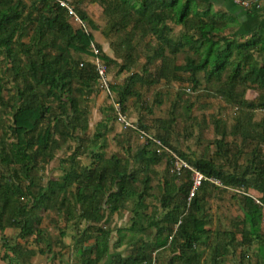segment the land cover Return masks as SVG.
<instances>
[{"label": "trees", "instance_id": "1", "mask_svg": "<svg viewBox=\"0 0 264 264\" xmlns=\"http://www.w3.org/2000/svg\"><path fill=\"white\" fill-rule=\"evenodd\" d=\"M93 1L102 8L106 24L103 34L110 41L115 57L121 60L118 71L128 74L143 59L138 72H131L121 84L112 83L111 86L128 118L132 115H127L129 98L139 97L137 103L140 105H135L138 114H134L139 127L147 130L140 123L146 115L152 114L153 105L160 104L158 97L152 104L141 100L139 88L144 87L148 92L151 87L162 83H188L190 87L185 91L181 89L183 93L187 89L193 94L200 90L201 98L221 100L245 116L243 121L237 117L238 122L235 120L227 128L226 121L220 119L222 116L210 115L214 134L210 143L215 146L210 157L207 154L197 156L195 152L188 154L171 144L168 126L173 127L178 121L173 111L170 118L149 123L150 128L160 126L163 129L165 133L157 137L179 158L204 177L217 179L222 185L218 187L204 181L188 207L191 180L187 170L183 172L179 185L174 183L178 180L175 176L168 177L164 185L158 186V195L150 193L153 188L149 170L163 160H169L165 152L157 155L153 144H143L124 160L116 156L105 158L97 150L98 134L91 141L92 147L82 150L85 141L79 134L88 129L86 106L97 89L94 65L88 59L90 42L94 41L92 31L98 27L80 5ZM70 2L89 32L78 27L56 0H0V64L3 61L9 63L15 88L11 119L9 122L0 120V230L13 224L20 229V237L29 236L36 229L34 220L54 208L57 211L65 208L69 221H72L71 209L78 207V219L95 223L103 219L106 207L112 213L133 203L134 222L130 228L133 239L139 230H145L139 226L138 219L147 207L146 199L154 198L163 211L159 218L154 212L147 225L156 229V247H138L117 264H151L148 252L157 247L164 248L170 235L168 244L177 253L169 264H201L199 247L211 244L215 245L214 264H220L217 258L234 247L236 234L240 236L236 245L241 249V264L248 254L252 256L251 263L264 264V208L254 200L257 198L264 206V41L238 45L219 36L223 23L208 11L196 10V0ZM172 25L182 26L177 40L173 37ZM97 46L110 72L116 62ZM178 53H183L184 63L175 66ZM3 86L0 77V104L3 102ZM248 89L258 93L253 101L245 99ZM179 91L172 107L185 103L186 106L182 104L183 108H180L185 110L183 114L187 118L192 114L196 120L194 113L201 112L205 105L200 100L193 103H187L188 99L182 101ZM110 109L115 120L111 105ZM256 112H263L259 121L253 119ZM202 121L207 123L208 118L203 117ZM230 135L235 141L240 139L239 144L236 142L235 157L245 155L249 165L225 171L224 165H218L217 160L226 158L229 152L226 139ZM71 142L76 145L70 155L59 161L62 176L41 182L39 174L44 169L41 164L54 160L57 152ZM86 151L91 158L90 164L77 165L79 152L84 154ZM244 151L247 153L243 154ZM135 163L139 168L133 167ZM140 172L144 176L139 179ZM209 185L222 192L240 191L237 193L241 196L237 197L242 218L232 224L235 232L229 230L220 234L205 229L204 199ZM250 191L257 196L249 194ZM66 194L75 198L74 204L64 199ZM61 196L63 198L59 201ZM164 232L168 235L161 238ZM109 234L108 230L99 231L93 263L100 261L106 252ZM221 240L223 244L219 242ZM3 246L13 250L5 240ZM219 248L223 252L217 251Z\"/></svg>", "mask_w": 264, "mask_h": 264}, {"label": "crops", "instance_id": "2", "mask_svg": "<svg viewBox=\"0 0 264 264\" xmlns=\"http://www.w3.org/2000/svg\"><path fill=\"white\" fill-rule=\"evenodd\" d=\"M68 3L71 0H65ZM241 1H253V0H241ZM259 1L260 6H251L250 8H245L241 6L240 4H237L234 2V0H196V10L198 11H208L210 15L215 16L218 18L220 22L223 23L221 28V31L218 33L219 36H225L227 39L232 40L235 44L242 45L246 42H254V43H262L264 41V9H263V3L264 0H255ZM81 9L86 12V14L89 16V18L97 25L98 30L92 31L93 39L94 41L101 47L102 51L105 53V55L115 60L116 64L115 67V75L116 77L123 76L124 79L130 74L131 72H138L140 70L141 65L144 63L143 59L142 61L132 67L130 69V72L127 74L126 72H119L118 67L121 63L120 59H117L115 57V51L113 47L110 45V41H108L107 38H105L103 34L104 27H99L98 24H100V19L98 18L99 13L102 14V8L97 5L96 1L91 3H83L80 5ZM100 20V21H99ZM174 29V39H178L182 32V26H175L172 25ZM257 47H260V44H256ZM257 48H255L256 50ZM235 54V53H234ZM233 54V56H234ZM258 56V55H257ZM183 59L184 55L183 53L176 54V60L174 65L180 66L183 65ZM90 60V58H89ZM141 60V59H140ZM153 70V69H152ZM110 80L112 83L121 84L120 82H113L111 73L109 72ZM179 85V86H178ZM183 85H186L187 88L190 86L188 83L180 84V83H173L172 85H166V84H159L158 86L151 87L148 89L147 93H152V95L148 96L145 92V88L141 87L140 90V99L141 100H148L149 104H152L154 102L155 97L160 98V104L157 106V104L153 105L157 109L161 108H167L164 112L165 115L162 118H158L157 113L160 112L153 110L152 114L147 115V117L143 116L142 122L140 123L143 127L146 126V129L142 130L145 132L151 133L153 132L154 137L159 139L157 136L162 135L165 132L163 129L160 128V126L156 127L153 126L150 128L149 123L152 120V123L155 119H166L168 118V115L171 114V112L174 109L181 108L182 104L185 105V103L180 102V107L175 106L172 107L175 99L176 94L170 95L166 90L160 91L161 88H174L175 90H181L183 89L185 91L186 88L182 87ZM160 88V89H159ZM176 91V92H177ZM254 90L248 89L245 93V99L248 101H253L256 96L253 99H248L249 93L253 92ZM256 92V91H255ZM152 97V100H151ZM166 97V98H165ZM181 100H186L184 97L180 96ZM138 96H132L129 98L128 103L129 106L132 107V110L137 115L138 112L135 110V105L139 104ZM151 100V101H150ZM200 101L204 105H209V99L207 98H200ZM189 103H193V100H189ZM140 105V104H139ZM186 106V105H185ZM131 117L128 118L133 123H137V117L131 113ZM141 115H143V112H141ZM150 116V117H148ZM151 118V119H149ZM173 127L168 126V131L170 136L168 135V139L172 144V141L174 139V133L172 130ZM151 132V133H150ZM164 132V133H163ZM139 137L138 134H135ZM190 137V136H189ZM187 138V137H185ZM189 140L191 138H188ZM160 140V139H159ZM141 144L146 145V142L144 140L140 139ZM186 142V146L183 148L177 147L181 151H187L188 150V141ZM163 143V142H162ZM164 144V143H163ZM165 145V144H164ZM166 146V145H165ZM167 147V146H166ZM166 158L169 159L168 154H166ZM165 158V159H166ZM185 172V171H183ZM183 174V173H182ZM182 174L180 176H182ZM176 177V175H174ZM178 176V178L180 177ZM165 180V179H164ZM182 183L181 181L176 182L177 185ZM160 185H164V181L160 183ZM210 191V190H209ZM216 191V190H215ZM212 191L208 192L205 200L204 205V214L203 218L205 221V229L210 230L212 233H215V230L210 229L209 226V220L208 217L210 215V212L212 210V206L208 203L211 201L215 196L210 197L208 201V196H212ZM63 198L61 196L59 198V201ZM64 199L70 200L71 202L76 201L75 198L71 197H65ZM149 199V198H147ZM154 199V198H152ZM218 208L221 205V203L224 202V198L220 197L218 199L215 197ZM234 199H238L237 197ZM154 200H147L145 201L147 207L142 210L141 216H139L138 224L140 227L144 228L145 230L137 232L136 236L132 239V234L130 231L131 226L133 225V217H134V211L132 208L130 211H127L126 208L120 209L118 211L110 213L108 211V208L106 207L104 209V217L99 222H86L84 220L77 219V215L73 214V220L69 221L68 214L65 213L63 210H56L51 209L47 212L41 213L36 220H34V224L36 229L34 228L33 233L29 236L20 237V229L18 226H14L13 224L8 225L4 227V229L0 230V264H117L122 258H127L130 255H132L138 247H141L143 245L149 246V247H156V229L147 227L148 223L150 222L151 216L156 212V218L162 217L163 211L159 208L158 204H155L152 202ZM157 202V201H155ZM149 204V205H148ZM219 210V209H218ZM222 211V208H220ZM242 214V211H241ZM153 217V216H152ZM242 218V215L240 216ZM239 218V219H240ZM132 223H131V221ZM219 223L216 225L215 223L217 221L211 222V224L214 227H219L220 222L224 225H226V217H223L220 215L218 219ZM6 222V220L4 221ZM129 222L131 223L129 225ZM13 223V221L11 222ZM234 223V222H233ZM232 223V224H233ZM210 224V225H211ZM101 229L110 231L109 239H108V246L107 250L104 253L102 259L98 261L97 263H93L95 259L96 254V242L97 237L99 236V231ZM176 226L173 228V232H175ZM150 231V233L148 232ZM229 230H232V232H235L233 229V225H231V228ZM227 230V231H229ZM39 231V233H37ZM141 231V232H140ZM262 231L264 233V218L262 222ZM225 230L220 231V234H224ZM173 234V233H172ZM168 234L164 232L162 234L161 238L166 237ZM171 236L168 237V243L171 241ZM3 240L7 242V244L13 248V250L5 249L3 246ZM132 240V241H131ZM240 241V236L236 234V242ZM223 244V240L219 241ZM236 242L234 241V247L229 248V251L223 255L219 256L217 258L218 261H221L220 264H241V249L238 245H236ZM167 243V245L164 248H158L152 249L148 252L150 255V258L152 261H154L155 264H169L171 259L176 255V251L173 252L172 247ZM214 244L208 245V246H200L199 247V253H200V261L201 264H214V257H216V254L214 253ZM223 252L220 248L217 249V251ZM27 253H31L30 255H27ZM215 255V256H214ZM216 260V262H218ZM251 264H254L251 263Z\"/></svg>", "mask_w": 264, "mask_h": 264}, {"label": "rangeland", "instance_id": "3", "mask_svg": "<svg viewBox=\"0 0 264 264\" xmlns=\"http://www.w3.org/2000/svg\"><path fill=\"white\" fill-rule=\"evenodd\" d=\"M97 5L99 4L97 3ZM98 18L101 20V21L99 20L100 21V24H98L99 27H104L105 29L106 24L103 14L99 13ZM87 59L88 58H86L85 60ZM115 72H116L115 67L111 66L110 73L113 82L117 81L121 83L124 79V75L116 77ZM0 77L3 78V85H4L2 91L3 102L2 104H0V120L3 122H9V120L11 119V112H12L11 109L13 107L12 106L13 102L11 100H12V96L15 94V88H14V80L10 75V65L8 62L3 61L0 64ZM182 87L187 88L186 85H183ZM164 90H166V92H168L170 95H174L179 91V90L178 91L175 90L172 87L171 88L163 87L160 89V91H164ZM179 92H181L182 93L181 96L184 98L186 97L185 99H188V101L193 100V102H195L197 100H200L201 98L200 90L195 91V94H193V91L192 93L184 92L185 94L182 92V90ZM145 93L148 96L150 95L153 96L152 93H147V92ZM248 93H249L248 99H253L255 96L258 95V93L255 91ZM145 100L148 102L147 99ZM178 106L180 107V104ZM86 107L88 108V115H87L88 129L86 132L83 133L81 132L79 134L80 137L85 141L82 150L86 149V147H88V149L92 147L91 141L94 139V135H98V134L100 135V137L97 139L96 143H98L99 146L98 149L97 148L96 149L100 150L99 152H101L105 158L116 156L117 158L124 160L125 158L133 155V153H135L139 149V147L142 146L140 142V137H138L135 134L124 133L120 123L113 120L109 99L104 97L102 94H100L97 89L95 93L89 98ZM155 109L157 111L160 110V112H158L156 115L158 116V118L164 117L165 115L164 111L167 108L160 107L159 109H157L155 106H153V110ZM156 110L155 112H157ZM201 110H202L201 112L196 111L194 113V117L196 118V120L193 119L192 114L190 118H187V116L185 117V115L183 114L185 110H181L179 108L173 110L174 114L178 117V121L176 122L174 128L172 129L174 130L173 131L174 139L172 141V145L174 147L177 146L183 148L184 146H186L185 144L186 142L184 141H188L189 142L188 150L187 151L185 150L184 151L185 153L189 154L190 152H195L197 156L201 154H205V155L207 154V157H210L215 150V146L212 143H210L214 138L213 129L210 123V115L222 116V118L220 119L226 121L225 123L227 125V128H230V126L234 124L235 120L236 122H238L237 117L243 121L245 116L242 113L239 114V111L236 107L231 108V106L230 107L227 106L221 100H214V99H209V105L208 106L205 105V108ZM131 113H133V115L135 114V112L132 110V107L129 106L127 115L129 116V114ZM170 116L171 114L168 115V118H170ZM203 117L208 118L207 123L205 122L203 123L202 121ZM223 117H226L227 119ZM262 117H263V112H256L254 113L253 119L255 121H259ZM1 134L2 133L0 131V136ZM151 134L153 135V132ZM188 138L191 139L189 140ZM226 140L228 142L229 148L228 147L227 148L229 149V152L227 153L226 158L217 160L218 165L221 166L224 165L223 167L225 171H233L237 169L239 170V167L244 168L247 165H249L245 155H241L240 157H235L237 153L236 149H238L236 142L239 144L240 139H237V141H235V138L232 135H230L227 137ZM75 145L76 144L73 142L67 144L66 146H64V148H62L60 151L57 152L54 160H52L51 162L45 165L41 164L42 166H44V169L40 170V174H39V176L41 177V182H45L47 179H58L62 176L63 171L61 170V168H59V164H60L59 161L63 158L68 157L70 155L72 148H74ZM67 147H70V149H68ZM129 148L130 151L128 152ZM245 152L247 153V151H244L243 154H245ZM83 153L84 154H82V152H79L80 157L76 159L77 165L83 166L90 164L91 158L88 157L87 151L86 153L85 152ZM133 167L139 168V165L135 163L133 164ZM149 171H150L149 172L150 185L153 188L152 191H150L152 195H158V191H159L158 186H160V183L163 182L164 179H167L168 177L172 178V176L175 175L171 169L170 162L167 159L163 160L158 165L151 167ZM143 176L144 174L140 172L139 179L142 178ZM177 177L178 176H176V179L178 180H176L174 183L180 181L181 176L179 178ZM209 190L212 191L213 195L208 196V201L209 198L213 196L217 197L218 199H220V197L224 198L223 203L219 201V203L221 204L219 208L215 197L208 202L212 206V210L208 217L210 229L215 230L216 233L217 232L220 233V231L222 230H225L226 232L231 228L232 223L237 221L242 215L240 201L239 198L237 197V195L238 196L241 195L235 192V190L233 191L225 190L224 192L218 190L215 191V188H213L211 185H209L206 189V191L210 192ZM72 191L74 192L75 190ZM248 193L257 196V194L253 191H250ZM65 197L70 198L71 196L66 194ZM236 197L238 199H234ZM147 200H150V203L151 200H154L152 202L157 204V202H155V199L149 198L146 199V201ZM125 208L127 211H130L132 208H134V204L128 203L125 206ZM220 208H222V211L220 210ZM71 210L73 211L72 216L75 213L78 219V216L80 215V209L78 207L76 208L73 207ZM63 211L65 212V210ZM220 215L226 217V225L220 222L219 227L218 226L214 227L211 224V222L213 223V221H217L215 223L217 225L219 223L218 219ZM131 223L129 222V225ZM150 231L148 230L149 233ZM250 259L252 260V256L248 254V256H246L244 259V264H251Z\"/></svg>", "mask_w": 264, "mask_h": 264}, {"label": "built area", "instance_id": "4", "mask_svg": "<svg viewBox=\"0 0 264 264\" xmlns=\"http://www.w3.org/2000/svg\"><path fill=\"white\" fill-rule=\"evenodd\" d=\"M60 7L66 10L67 14L69 15L70 19L78 25L84 32H89V28L87 27L86 23L83 22L80 17L75 13L73 7L65 0H56ZM237 4L245 8L253 7L254 5L260 6L259 1H241V0H234ZM264 9V3H263ZM89 51L90 61L94 65V70L97 77V89L99 93L102 94L104 97L109 99V104L112 106L113 112L115 114V121L119 122L122 126L123 130H128L135 132L139 135L141 140H144L146 143H151L155 147V153L160 155L162 152L168 154L171 169L176 176H180L183 171L190 172V180H191V187L189 189L188 197H187V207L191 198L195 195L196 191L201 187L204 181H208L209 183L221 187V183L214 178H206L204 177L199 171L191 167L186 161L179 158L171 149L166 147L161 140L157 139L156 137L150 135L149 133L142 130L137 123H133L128 119L126 114L122 112V107L119 100L116 98L114 92L112 91L111 86L112 81L110 80L109 71L106 63L101 59L100 50L97 46L95 41L90 42ZM82 66V64H80ZM190 92L189 89L186 90ZM240 192V191H236ZM249 196V195H248ZM252 197V196H250ZM256 203L261 205L263 208L264 206L259 202L257 198L254 197ZM151 264H155L152 261Z\"/></svg>", "mask_w": 264, "mask_h": 264}]
</instances>
